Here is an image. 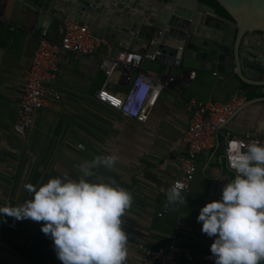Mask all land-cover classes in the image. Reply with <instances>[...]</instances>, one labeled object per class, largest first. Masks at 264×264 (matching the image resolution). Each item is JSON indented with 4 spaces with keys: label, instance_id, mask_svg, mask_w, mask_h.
Wrapping results in <instances>:
<instances>
[{
    "label": "crops",
    "instance_id": "obj_1",
    "mask_svg": "<svg viewBox=\"0 0 264 264\" xmlns=\"http://www.w3.org/2000/svg\"><path fill=\"white\" fill-rule=\"evenodd\" d=\"M55 2L51 0L50 6ZM98 4L106 8L98 22L92 19L81 23L91 31L130 22L137 31L165 7L158 0H129L126 11L118 4L111 7L108 0ZM29 11L14 0H0V207L17 206L31 199L24 187L27 183L39 186L49 178L65 176L78 180L85 161L111 154L117 157L116 164L111 169H93L95 175L86 179L114 180L132 194V205L122 217L128 234L126 264H137L141 257L139 243L151 249L165 247L178 218L187 221L185 244L207 250L212 237L201 231L197 221L199 210L206 202L218 200L224 184L236 174L224 166L220 138L216 147L198 156L194 179L185 194L187 203L164 209L166 192L179 175L176 163L185 152L181 135L189 119L185 102L191 98L227 102L236 91L248 100L264 96V85H249L234 70L221 72L191 66L183 71L143 59L141 70L164 78L171 76L173 80L161 91L148 120L139 124L97 101L95 94L103 74L96 62L87 66L75 54L64 53L54 82L60 99L36 110L31 126L20 136L14 132L13 124L24 91L23 72L31 63L36 35L42 29H36ZM135 14L140 20L134 18ZM202 15V30L212 29L207 25L212 18L205 12ZM217 22L226 26L221 19ZM65 23L53 26L50 21V31L45 28L49 37L59 40ZM11 24H16L13 30L9 29ZM254 40L256 49L264 51V37L255 36ZM243 66L253 77L264 79V73L261 76L253 71L255 65ZM110 80L113 90L127 89L124 78ZM223 130L242 137L264 135V100L237 108ZM0 264L62 262L56 257L51 238L41 231V223L0 216Z\"/></svg>",
    "mask_w": 264,
    "mask_h": 264
},
{
    "label": "clouds",
    "instance_id": "obj_2",
    "mask_svg": "<svg viewBox=\"0 0 264 264\" xmlns=\"http://www.w3.org/2000/svg\"><path fill=\"white\" fill-rule=\"evenodd\" d=\"M229 165L235 178L225 183L218 200L206 202L197 221L213 237L215 264H264V145L233 141ZM115 155L96 156L81 166L78 180L49 178L36 186L24 185L31 199L0 207V216L41 223L53 241L62 264H126L128 234L122 217L131 207L132 194L114 180L90 181L93 169H111ZM182 185L166 192L164 209L186 204Z\"/></svg>",
    "mask_w": 264,
    "mask_h": 264
},
{
    "label": "built area",
    "instance_id": "obj_3",
    "mask_svg": "<svg viewBox=\"0 0 264 264\" xmlns=\"http://www.w3.org/2000/svg\"><path fill=\"white\" fill-rule=\"evenodd\" d=\"M15 27L16 24L9 25L10 30ZM36 36L31 63L23 72L24 91L13 124L14 132L20 136L31 126L36 110L60 99V94L54 89V82L64 53L75 54L87 66L96 62L103 74L102 84L95 94L97 101L139 124L148 120L161 91L173 80L171 76L164 78L140 69L143 59L153 60V53L116 46L94 34L84 24L65 23L59 40L49 37L45 28L40 29ZM115 70H120L121 79L126 80L127 89L124 91H115L110 87V78ZM219 78L223 76L219 75ZM245 101V95L236 91L227 102H200L193 98L185 102V108L189 112L188 122L181 130L185 152L178 158L176 168L179 175L172 180L170 187L182 185L181 195L185 196L195 176L198 156L216 147L220 138L223 141L224 166L234 174L236 173L229 165L230 145L233 141H240L244 145H264V135L242 137L223 132L228 119ZM186 231L187 221L178 218L165 247L151 249L144 243H139L141 257L137 264H215L210 247L207 250H197L185 244ZM189 234L194 236V232ZM212 240L213 237L211 243Z\"/></svg>",
    "mask_w": 264,
    "mask_h": 264
},
{
    "label": "water",
    "instance_id": "obj_4",
    "mask_svg": "<svg viewBox=\"0 0 264 264\" xmlns=\"http://www.w3.org/2000/svg\"><path fill=\"white\" fill-rule=\"evenodd\" d=\"M14 1L28 7L29 17L33 19L36 29L42 27L48 31L50 21L53 26L64 22L81 24L92 19L98 22L100 14L106 9L103 4H98L100 0H56L51 6V0ZM109 1L111 7L118 4L124 11L128 10L129 0ZM217 1L232 20L220 17L213 7L199 0H158L165 7L137 31L130 22L123 26L95 27L92 32L121 48L141 47L140 52L153 53L154 61L169 67L183 71L191 66L221 72L234 70L245 83L264 85V79L253 77L243 66L255 65L257 68L253 71L261 76L264 73V51L256 49L254 44L255 36L264 37V0ZM203 12L212 18L207 22L208 27L212 28L206 29L208 34L200 27ZM138 16L135 14L134 18L138 20ZM219 19L225 21V27L217 22ZM120 75L121 71L115 70L110 79L115 81ZM259 100H264V96L248 99L241 106Z\"/></svg>",
    "mask_w": 264,
    "mask_h": 264
},
{
    "label": "trees",
    "instance_id": "obj_5",
    "mask_svg": "<svg viewBox=\"0 0 264 264\" xmlns=\"http://www.w3.org/2000/svg\"><path fill=\"white\" fill-rule=\"evenodd\" d=\"M211 7H213L218 15L222 18L232 20L231 16L227 13V11L219 4L217 0H199ZM260 32V31H259Z\"/></svg>",
    "mask_w": 264,
    "mask_h": 264
},
{
    "label": "rangeland",
    "instance_id": "obj_6",
    "mask_svg": "<svg viewBox=\"0 0 264 264\" xmlns=\"http://www.w3.org/2000/svg\"><path fill=\"white\" fill-rule=\"evenodd\" d=\"M223 129H224V128H223ZM223 132H226V131L223 130ZM221 139H222V138H221Z\"/></svg>",
    "mask_w": 264,
    "mask_h": 264
}]
</instances>
